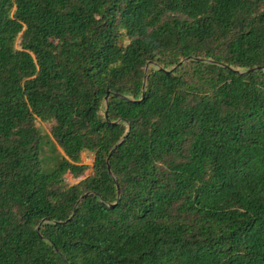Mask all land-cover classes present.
Here are the masks:
<instances>
[{"label":"trees","instance_id":"16d2710c","mask_svg":"<svg viewBox=\"0 0 264 264\" xmlns=\"http://www.w3.org/2000/svg\"><path fill=\"white\" fill-rule=\"evenodd\" d=\"M0 264H264V0H0Z\"/></svg>","mask_w":264,"mask_h":264},{"label":"water","instance_id":"95a60500","mask_svg":"<svg viewBox=\"0 0 264 264\" xmlns=\"http://www.w3.org/2000/svg\"><path fill=\"white\" fill-rule=\"evenodd\" d=\"M186 60H187V58L181 60L179 63H177L176 65H174V66L171 67L170 69H168V70H164V73H168L169 71L174 70L175 68H177L180 64H182V63L185 62ZM260 68H263V67H253V68L246 69L245 71L237 72V73L251 72V71L258 70V69H260ZM144 70H146V67H145ZM233 71H236V70H233ZM144 83H145V77H144L143 80H142V89H143ZM108 94H109V91H106L105 96H104V98H103V101H104V105H105V107H106V100H107V96H108ZM105 116H106V115H105V113H104V117H105ZM121 141H122V139H121V140H120V141H119V142L113 147L112 150H114V148H115L118 144H120ZM106 169H107V172H108L109 175H110L109 165H108V157H107V160H106ZM85 196H86V193L83 194V195H81V196L79 197V199H78V200L76 201V203H75L74 209H75L76 206L79 204L80 200H82V198L85 197ZM74 209H73V211H72V214L74 213Z\"/></svg>","mask_w":264,"mask_h":264},{"label":"rangeland","instance_id":"374dc122","mask_svg":"<svg viewBox=\"0 0 264 264\" xmlns=\"http://www.w3.org/2000/svg\"><path fill=\"white\" fill-rule=\"evenodd\" d=\"M45 150H46V148H45ZM47 150H49V149H47ZM43 162H44V166H45L46 170L48 168H50L52 166V163H53V161L50 159H44ZM91 162H92V155L91 154H81L80 155V164L85 165V166H90ZM67 178L72 183L70 178L69 177H67Z\"/></svg>","mask_w":264,"mask_h":264}]
</instances>
